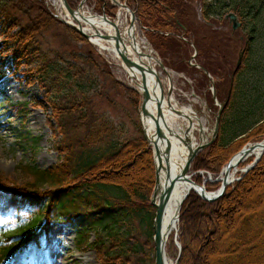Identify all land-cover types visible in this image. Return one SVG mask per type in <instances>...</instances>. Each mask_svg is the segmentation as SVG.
Here are the masks:
<instances>
[{
  "label": "rangeland",
  "instance_id": "374dc122",
  "mask_svg": "<svg viewBox=\"0 0 264 264\" xmlns=\"http://www.w3.org/2000/svg\"><path fill=\"white\" fill-rule=\"evenodd\" d=\"M46 1H48L51 12L65 17L64 11L56 0ZM199 1L189 0L194 11L192 27L198 29V32H195L197 38L209 51V54L205 55L206 57L203 59L213 70L211 75L216 82V87L213 89L210 78L206 79L201 72L193 70L181 72L170 68L169 71L172 72V82L175 86L174 101L177 104L180 103L179 106L184 108H192L209 132L214 127L218 104L223 103L227 98L230 78L235 71L239 53L246 47L249 35L254 37L250 41L249 52L246 53L243 66L236 77L237 85H234V94L230 100L233 103L224 112L222 119V143L227 144L236 139L245 138L247 132L263 123L262 120L264 121V0H208L207 4L211 3L207 14L208 21L214 23L216 26L214 29L198 21L196 10L201 8L198 5ZM129 8L136 11L137 40L140 41L141 45L146 42L150 49L159 53L148 38L147 31L149 29L139 19L138 9L134 4ZM234 9L240 14L238 21L241 26L237 30L233 29L232 22L228 18ZM31 13L32 15L35 14L34 12ZM115 15L121 26L128 25L130 22V13L125 9L119 11L117 9ZM20 18L22 26L26 25L27 18L25 15L20 14ZM3 20V17H0V65L3 69V73L0 75V175L9 182L21 184L25 180V177H22L18 171L21 163H33L40 168H49L63 162L65 156V153L62 152L63 133L60 131L53 110L54 100H56L55 92L50 91V84L39 77L40 71L38 72L37 67L42 66L40 58L38 57L32 66L22 65L15 72L10 68L14 57L12 49L5 47L7 36L3 32L5 30L3 25H1ZM18 29V27L12 29L10 35H14ZM37 39L41 53L53 61L58 60L62 67L60 69L69 67L74 59L67 55L76 51L89 52L95 55L101 65H105L100 60L102 57L105 62L111 64L110 70H107L106 67L102 68L105 73L107 70L109 74H102L100 69H95V72L100 75L99 92L102 95L107 93L113 104L110 105L106 97H100L91 92L92 103L97 111L109 114L117 124L119 133L123 138L138 137L139 131L134 125V121L138 118L135 106L131 104L126 92L119 85L113 83L116 78L122 84L130 85L129 80L126 78L127 74L111 61V54L102 49L100 52L98 47L92 45H85L81 42L75 43L58 26L41 32ZM58 53L63 55V59H60L61 55ZM191 53L192 50L190 49L189 52L182 53L183 58L176 59L174 57L171 61L178 63L180 59L185 60ZM78 64L83 67L81 61ZM163 78L168 84L165 75ZM214 93L217 98L216 103L211 101L214 98ZM11 102L21 103L23 112L13 108ZM205 104L212 105L210 112L206 111ZM18 133H22L24 136L18 138ZM194 135L197 142L200 143L197 130H195ZM262 140H264V135L261 137ZM250 143H256V141L247 140L238 146L231 158ZM141 152L142 150H139L137 153ZM136 155L133 154L128 159L118 161L109 172H116L129 167ZM253 161L248 159L240 166L246 169L248 164H252ZM226 164L216 174L207 169L199 170L198 173L194 170L193 164L189 175L193 180L197 177L201 178L202 185L207 190L217 192L220 187V182L217 179ZM133 168L139 169L137 174L143 175V180L148 179L147 160L144 157L139 158V162ZM260 172V182L256 181L257 178L253 179L255 181H251L249 187L246 186L249 189L241 190V195L237 201L230 205L231 207L229 206L233 209V211L230 210L231 212L228 211L231 216H234L231 218L232 222L227 223L224 218L220 219L213 216L212 219L206 221L208 225L201 226L198 236L195 235L197 237L195 239L196 247L191 254L187 255L186 264H195V260L199 258L202 264H227L229 261L227 256L230 257L231 262L236 261L237 264H240L238 262L241 261L242 256L247 257L250 252L252 253L253 250H245L248 249L246 241L256 236L258 227L262 222L260 220L257 225L251 224L253 216L250 215L253 207L261 208L264 204V167ZM247 174L238 173L237 177L243 179V176ZM236 182L238 181H234L231 185ZM45 203L44 200L39 201V204L32 209L27 205L25 198L0 192V264L9 262L10 258L6 255V251L13 247H16L17 251L10 264H103L96 249L87 246L77 249L75 239L78 229L88 226L89 216L96 217L99 212L78 216H73V214L62 215L55 212L47 219L45 216H40V208ZM229 207L227 210L230 209ZM33 222H36L33 230L42 234V243L39 246L37 243L28 244L25 242V236L21 237V233L29 228ZM141 232L142 230L138 226L135 234L128 241L131 245L136 242L142 248L140 254L133 253L131 258L135 262L142 261L140 264H155V246L153 243V246L151 243L147 246L146 237L141 238ZM181 233L182 230H179L178 225L177 230L170 234L166 244V257L172 264L176 263L182 247ZM95 237V232L91 231L89 242H94ZM207 238H209V242L205 246L203 243ZM238 247L241 250L234 253ZM258 252L256 254L257 259H263L264 246Z\"/></svg>",
  "mask_w": 264,
  "mask_h": 264
},
{
  "label": "trees",
  "instance_id": "16d2710c",
  "mask_svg": "<svg viewBox=\"0 0 264 264\" xmlns=\"http://www.w3.org/2000/svg\"><path fill=\"white\" fill-rule=\"evenodd\" d=\"M207 1L203 0L204 7L201 10V16L198 10H196V16H198V21L214 29L215 25H208L205 22L208 19L209 7H211V3L207 4ZM77 2L78 0H69L71 6ZM94 2L97 10L105 6L109 15H114L117 10L110 0H94ZM127 3L129 6L134 4L138 9L139 19L149 29L148 38L154 49L160 53L167 68L181 72L198 71L208 79L203 70L197 69L190 63L189 59L194 53L191 46L193 42L198 49L195 58L197 64L213 74V70L203 59L209 51L197 38L195 32H198V29L192 27L194 11L189 0H127ZM233 11L238 14L235 9ZM31 12L35 14L32 15ZM20 14L27 18L24 26L20 23ZM0 17L4 19L1 25L7 36L5 47L12 49L9 50L13 52L14 57L10 68L15 72L22 65L32 66L38 57L42 62V66L37 67V70L40 71L39 77L50 84V91L55 92L56 100H54L53 110L60 131L63 133L62 152L65 153L62 163L49 168H40L33 163H21L18 171L22 177H25L21 184L9 182L0 175V192L25 198L27 205L31 208L44 200L46 203L40 208V216H45L47 219L55 212L62 215L73 214V216L99 212L96 217L89 216L87 227L78 229L75 238L77 249L83 246L96 249L103 264L142 263V261L135 262L131 258L133 253L140 254L142 248L138 243L133 242L131 245L128 241L139 226L142 232L141 235L138 234L141 238L146 237L147 246L153 243L155 209L149 201L155 185L156 170L152 149L143 135L139 117L134 121L135 128L139 131L138 137L126 139L121 136L117 124L109 114L97 111L92 103L91 92L94 95L106 97L110 105L113 104L106 92L104 95L99 92L100 75L95 72V69L102 70L104 67L110 70L111 64L105 62L102 57L100 60L105 65H101L95 55L76 51L67 55L74 59L69 67L60 69L62 67L58 60L53 61L41 53L37 38L41 32L57 26L62 28L75 43L90 45L80 33L60 22L49 10L45 0H0ZM17 27L19 29L16 33L10 35L12 29ZM180 35L187 40L180 38ZM253 38L249 35L246 53L249 52L250 41ZM190 49L192 53L185 60L180 59L178 63L171 61L174 57L183 58L182 53L189 52ZM58 55H61L60 59H63L61 53ZM79 61L82 62L83 67L78 64ZM107 70L106 73L104 70L101 73L109 74ZM2 71V65H0V75ZM113 83L119 85L129 96L131 104L135 106L137 116L139 95L116 78ZM235 84L237 85V82ZM211 101L213 102L212 99ZM11 104L13 108L23 110L21 103L11 102ZM262 122L247 132L245 138L236 139L237 141L234 140L227 144L222 143V134H220V138L215 143L196 156L194 170L207 169L214 174L219 173L238 146L251 139L256 142L261 141L264 135V121ZM23 136L22 133H18V138ZM139 150L142 152L138 154ZM133 154L137 155L129 167L109 172L118 161L128 159ZM142 157L147 160L149 171L146 180H143V175L137 174L139 169L133 168ZM263 167L264 155L257 166L243 176V179L234 185H229L226 193L217 201L204 200L196 191L188 195L180 210L178 223L179 230H182V251L179 264H186L187 255L191 254L196 247L197 237L195 235L198 236L201 226L208 225L207 220L217 216L220 219L224 218L227 223L232 222L231 218L234 216L230 214L233 211L230 205L237 201L241 190L249 189L246 186L249 187L253 179L257 178L256 181L260 182L259 174ZM195 180L199 185L203 184L201 178L197 177ZM228 207L229 210H227ZM252 209L251 224L257 225L260 220L262 222L256 236L246 241L248 249L245 251L253 250L252 253L250 252L247 257L242 256L241 261L238 262L240 264H264V258L259 260L256 257L258 251L264 246V215L261 218L264 214V204L261 208L253 207ZM35 224L33 222L32 226L22 233V236H25L26 240L31 243L39 238L38 233L33 230ZM91 231H94L96 235V240L92 243L89 242ZM184 232L186 233L183 234ZM208 239H205L203 243L205 246L208 245ZM239 250H241L239 247L236 248L234 253ZM16 251L15 247L7 250V256L12 259ZM227 257L229 260L227 264H237L236 261L231 262L229 256ZM256 260H259L258 263ZM194 263L202 264L200 258Z\"/></svg>",
  "mask_w": 264,
  "mask_h": 264
},
{
  "label": "water",
  "instance_id": "95a60500",
  "mask_svg": "<svg viewBox=\"0 0 264 264\" xmlns=\"http://www.w3.org/2000/svg\"><path fill=\"white\" fill-rule=\"evenodd\" d=\"M61 1L66 11L70 13L71 17L76 22H78L77 26L73 24L70 25L75 30L82 33L89 42L91 41L92 43L100 45L99 42L94 39V37L102 38L105 42H107L110 46L108 47V49L113 51L117 55L119 62L128 70V74H130V77L133 80L134 84L138 86L135 91H137L143 97V102L141 104L143 124L147 125L148 122H152L155 129L154 136L148 137L147 128L146 126H144L146 138L153 144L156 159V187L154 190L155 194L152 198V203L156 209V216L153 223L156 257L155 264H167L166 243L169 235L164 229L163 221L165 218V211L169 204V200L171 199L174 189L176 188L178 183L184 180H190L195 187L192 190L198 192L201 195L202 199L208 200L210 202L217 201L218 198L226 193L228 185L232 184V182L228 178L229 171L237 166V164L245 161L250 156L251 152L257 149L258 146H262V148L264 149V140L258 143H254L253 146H248L249 144H247L246 147L241 149L236 155H234V157L230 159V161L225 166L226 168L222 171V173L224 171L227 173L225 177L226 179L221 181L222 184L216 193L209 192L205 189L204 186L198 185L196 182L190 179L188 173L191 170L190 168L195 159V156L200 151L204 150V148H206L209 143H213L214 140L218 137L220 129L219 123L223 115V111L229 103V98L224 102V104H221L220 106L216 121L214 123L215 125L212 131L213 138L211 142H207L208 136L205 134V127L203 126V124H201L200 119L197 116H194V118L198 121L199 133L202 136L201 143L194 144V140L191 136L194 130L193 118H191L185 111L177 110L173 107V104L171 103L173 95L172 76L171 72H169L165 67V64L161 60L160 55L156 53V56H153L147 51V47H144V51H141V43L137 40L136 33L134 38L130 41L123 27L122 29H120L115 20H110L107 18L105 12H103L102 15L93 13L85 15L84 13H82L84 12L83 5L87 0H82L76 10H73L70 7L68 0ZM112 2H114L119 7L128 9L130 13V22L128 23L126 29L130 33L135 32L134 28L136 23V11L129 8L126 2L120 3L117 0H112ZM91 17L97 18L98 20H92ZM229 17L231 21L234 22V29L236 30L240 26V24L237 22V15L234 13H230ZM80 21H84L86 28ZM100 25H104L106 27L112 26L114 31L113 34L108 31H106L105 33L99 31L97 27H100ZM88 32H90V34ZM127 46H129V49L127 48ZM244 53L245 49H243V51H241L239 54L240 58L236 64L235 73L241 69L240 67L243 62ZM152 61L158 63L161 70L166 73L167 78L169 79L170 86L167 92V98L164 94V84L162 83L160 73L155 69ZM197 67L200 68L201 66ZM205 72L209 75V72L207 70H205ZM231 86H233V83ZM231 93L232 91L230 92V95ZM165 111L170 112L172 115L178 118L182 117L187 119L189 126H187V128L181 132L182 135L175 130V127L172 125L173 121H171L170 124L167 123L166 116L164 115ZM171 137L175 138L176 144H179V142H181V144H183V146L188 149V154L186 156V160L183 162V165L178 162L179 158L177 161L173 158V154L176 151L172 144V141L170 140ZM262 154L264 155V151ZM237 155L240 156L237 159V162L233 164V161L236 159ZM263 155L258 159H255L252 164L248 165L244 173L247 174L250 170L254 169ZM163 171L165 172L164 175L162 174ZM240 179L241 178H238L236 181ZM217 181L219 182L220 179H217ZM188 195L189 193L185 196V198ZM157 198L158 202H156ZM183 201L182 204L184 203ZM178 219L179 214L177 220ZM175 264H179V258L177 259V262Z\"/></svg>",
  "mask_w": 264,
  "mask_h": 264
},
{
  "label": "bare ground",
  "instance_id": "6f19581e",
  "mask_svg": "<svg viewBox=\"0 0 264 264\" xmlns=\"http://www.w3.org/2000/svg\"><path fill=\"white\" fill-rule=\"evenodd\" d=\"M57 3H59L60 5V2L58 0H56ZM120 1V0H118ZM125 10L128 11V9L124 8ZM128 26V25H127ZM127 26L125 25L123 27V29L125 30V33L127 34L129 40L131 41L134 36H135V33H136V28H134L135 32H128V30L126 29ZM136 27V25H135ZM133 30V31H134ZM140 36V35H139ZM144 39V38H143ZM147 41V40H145ZM146 44V43H145ZM104 45V44H103ZM140 45V43H139ZM106 46V45H104ZM149 46V45H148ZM180 104V103H179ZM173 107L174 108H179L177 104H174L173 103ZM183 107V106H181ZM171 110V109H170ZM184 110L186 111V113L194 119V114H192V109H188V108H184ZM164 115H167V117L169 116V120L170 119H177V117H174L170 112H165ZM188 123V122H187ZM150 125V124H149ZM194 125V128H197V126L195 125V123H193ZM196 143V140H194V144ZM264 143V142H263ZM248 146H253V144H249ZM264 146V144H263ZM176 147H177V151H178V156L180 155L179 153H181L182 151V147L179 145V144H176ZM263 151L264 149L262 148V146H258L257 149H255L254 151L251 152L250 156L243 162L241 163H244V162H247L248 159H252V160H255V159H258L259 157H261L263 154ZM185 154V153H184ZM240 155H237L236 159L233 161V164H235L237 162V159L239 158ZM243 165V164H242ZM249 165V164H248ZM246 166V165H245ZM245 171V168H241L240 164H237V166H235L234 168H232L230 171H229V174H228V178L230 179V181L233 183L234 181L237 180V176H238V173H244ZM226 172L224 171L220 176H219V179L220 181H223L225 180L226 178ZM192 188H195L193 183L190 181V180H184L180 183H178V185L176 186V188L174 189V192H173V195L171 197V199L169 200V204L166 208V215H165V218H164V221H163V224H164V229L166 231V233L170 236L171 233H173V231H175L177 229V226H178V221H177V217H178V212H179V208L182 204V201L183 199L185 198V196L187 195V193L191 192ZM216 193V192H214ZM74 248V247H73ZM167 264H172L169 260H167Z\"/></svg>",
  "mask_w": 264,
  "mask_h": 264
}]
</instances>
